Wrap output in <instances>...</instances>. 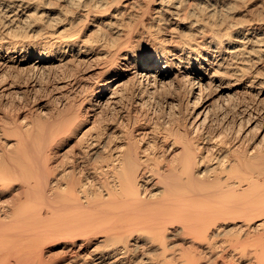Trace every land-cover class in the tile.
<instances>
[{
  "label": "bare ground",
  "instance_id": "obj_1",
  "mask_svg": "<svg viewBox=\"0 0 264 264\" xmlns=\"http://www.w3.org/2000/svg\"><path fill=\"white\" fill-rule=\"evenodd\" d=\"M41 1L0 0V73L85 67L53 118H0L17 138L0 140V264H264V147L210 131L207 97L235 77L264 98V18L233 20V0H61L56 15ZM166 85L194 106L157 153L140 112ZM240 111L230 134H264Z\"/></svg>",
  "mask_w": 264,
  "mask_h": 264
},
{
  "label": "rangeland",
  "instance_id": "obj_2",
  "mask_svg": "<svg viewBox=\"0 0 264 264\" xmlns=\"http://www.w3.org/2000/svg\"><path fill=\"white\" fill-rule=\"evenodd\" d=\"M42 1H41V3L39 2L43 7L42 9H44L42 11L43 12L44 11L45 12H52L53 11L52 13H54V15L58 14L60 12L61 8H63V7L64 8H66L67 6H68V8H70L71 6L73 7V5L65 3L61 0L60 1L59 0H42ZM48 1H52V2H48ZM262 2L264 3V0H239V1L233 0V6L234 7H233V11L231 13L233 15L232 16L233 20L237 19L235 21H238L239 23H241V22H248L249 19L250 20L253 19L251 21H254L255 19L260 20V19L264 18L263 17L264 16V10H263L264 4ZM132 10L135 12L138 11L136 8H133ZM206 16L209 17L208 14H206ZM257 20H255V21H257ZM58 21H61V20H58ZM61 23H62V25H61ZM64 27L65 26H64L63 22H60V28L59 29L62 30V29H64ZM87 28L88 27L83 28L84 31L82 32V34H85V36H87L90 33V30L87 31ZM189 31L190 30L185 25H183L182 27L179 28V32H181V33L184 32L183 34H186ZM169 33L170 32H168V34ZM168 36H170V35H167V37ZM34 57L35 56H32L33 59H34ZM262 61H261L262 63L260 61L255 62V63H257L256 68L260 72L259 76L262 74V76H260L261 79L264 78V76H263L264 75V60H262ZM71 63L67 62V63H64L65 66L60 65V66L53 67L52 69L51 68L43 69L42 71L41 70L33 71L31 69L29 70V68H27V67L25 69H23L25 65L20 66V67H15L12 69L9 68V69H7L8 71L6 69H4L0 73L1 74L0 79L2 78V81H3L2 82L0 80V86H1L0 87V118L4 114H8V115L19 114V118L21 119V122L24 121L25 124L30 123L32 112H34L37 116H40L42 119H45V120L48 118H53L54 115L56 114L57 109L61 108L63 102L67 99V97H69L71 95V85L69 84V81L73 80L77 76H80V73L83 71V69L85 67L84 64H81V65L77 64L78 66L75 65L76 64L75 61H72ZM58 67H60V68H58ZM5 70H6V72H5ZM261 70H262V72H261ZM16 71L19 74L16 73ZM4 72H5V77H2ZM233 78L236 79L235 77H233ZM233 78L232 77L230 78L233 83L231 82V83H229V85H227L228 82L223 83L224 88L221 89L222 91L215 93L216 91L211 90L212 92H210V91L209 92L212 95H208L209 92H207V94H206V96L208 95L207 97H209V96L211 97V98L209 97L210 101H212L213 103L216 104V105L214 104L215 107H214V105L212 106V108L213 107L214 108H213V111L211 109L212 112H210V116H209L210 119L208 121L209 129H210V131H217L218 130L220 135H222V133H223L224 135H226V134L228 136L231 135L232 138L235 137L234 142H236V145H239V147L242 143L245 145L248 143V145L251 146V148H253V147L258 148L260 146H261L260 148H263L264 147V142H263L264 137L262 135H264V134L260 133L258 131V128H259L258 125H256L255 129H250L247 132L245 131L244 133H242L240 135V137H238L237 135L235 136V134H236L235 132L234 133L232 132V134H230L231 131L228 132L230 126L224 125L223 121H224L226 116L228 117V116H232V115H238L241 112L240 110L243 108H249L250 110H252V114L254 116H257L260 114V116L262 115L261 117L264 118V98H263V95H258L256 88L250 89V88H245L244 85L243 86L238 85V84L235 85L234 83H236V82L234 81ZM5 81H7V82H5ZM245 82H249V81L245 80ZM233 84H234V88L229 87V86H232ZM175 87L177 88V86H175ZM175 87H173V86L171 87L169 85H166V87L164 86V88L162 87V88L158 89L157 92L154 94V98H156V101H153L152 100L153 98L149 99L148 103L144 106V109L142 111L143 113L140 112L141 118H144V120L149 119L148 124L152 128L154 134H151V136H149L147 138V140L148 139L149 140H155V141L157 140L156 146L158 145V147L156 149L154 148L157 153H161V151H163V149L161 148L163 145H168V144L171 145V143H172V141L165 142L162 139L163 137H161L160 135L163 136V134H165V132L166 133L172 132V131H174L176 129L178 130V128L182 127L181 125L183 124L184 120L186 119L187 112L191 111L192 107L194 106L193 104L187 105L186 101H185L186 105H185V103L180 105L177 101H178V99H180L182 97L183 93L180 89H178V88L176 89ZM20 91H22V92H20ZM251 92H252V94H251ZM213 93H215V94L213 95ZM161 96L163 99L161 98ZM215 98H217V99H215ZM213 99H215V100H213ZM65 111L68 112V111H70V109L65 110ZM126 123H127V120L123 119V126H126ZM220 125H222V126H220ZM171 128L174 130H172ZM168 129L169 130L171 129V130L169 131ZM230 129H231V127H230ZM176 131H174V132H176ZM1 132L2 131L0 130V140L2 139V141L4 140V142L6 141V144H8L9 147L10 146L13 147V144H14V146H16V144H17V138L16 137H13V136L8 137V135H3L4 133L2 132L3 133L2 134ZM74 143H75V140L71 139L64 145V148L62 150L63 162L65 161L64 167H68L70 165V159H68V158H71L72 155L74 154V152L76 153L79 151V148H77L78 146H76L77 144L76 143L74 144ZM172 148L173 149L171 151H169V153L164 152L165 155L168 156V160H172V158H174L178 154V152L180 151V148L178 145H176L175 147L173 146ZM72 150H74V151H72ZM65 159L67 160V162ZM79 174L81 175V172H79L77 174V176L80 177ZM12 185L14 186L13 188H15V187L18 188V182H13ZM4 198L5 197L3 196V199Z\"/></svg>",
  "mask_w": 264,
  "mask_h": 264
}]
</instances>
